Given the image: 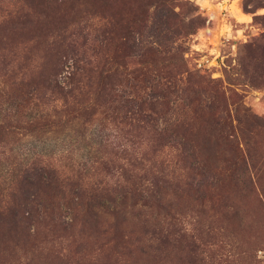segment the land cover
Segmentation results:
<instances>
[{"label": "rangeland", "instance_id": "obj_1", "mask_svg": "<svg viewBox=\"0 0 264 264\" xmlns=\"http://www.w3.org/2000/svg\"><path fill=\"white\" fill-rule=\"evenodd\" d=\"M169 1V7L177 15L170 21L180 33L161 40L163 46L159 49L167 55L182 54L185 67L169 70L168 75L174 77L172 91L163 89L165 94H161L155 89L153 93L162 96L152 116L158 129L175 122L178 129L158 140L161 147L169 146L172 153L167 160L172 166L161 173L150 172L148 178L163 188V196L172 203L181 228L196 236L195 255L187 251L179 255L173 247L164 246L158 255L157 246L146 236L152 228L175 233L177 220H171V211L170 216L154 206L134 211L121 223L114 242L110 236L97 233L98 228L92 222L85 224L81 216L71 228L65 229L61 221L70 223V219L62 206L57 211L60 220L53 217L55 221L38 225L35 251L27 245L1 240L0 264H77V259L78 264H186L194 258L201 260L197 264H264V259H257L256 255L258 250H264V12L260 11L264 10V0ZM1 2L0 11L6 5ZM148 4L154 3L150 0H65L52 5L38 2L30 13V23L21 29L11 22L3 33L15 41V47H23L26 53L31 50L30 56L40 66L43 46L53 40L60 27L68 24L69 50L75 54L80 51L84 60L86 56L101 60L117 38L96 36L106 28L118 30L142 9H147V18L141 39L157 47L154 45L157 39L149 34L157 26L151 20L154 6ZM83 17L84 21L76 24ZM100 23L103 26L96 27ZM39 31V47L34 49L31 39ZM188 32L191 34L187 35ZM14 52H7L9 58ZM127 62L130 67L136 66L133 57ZM165 73L152 71L137 74L135 79L128 76L109 79L98 98L99 106L85 116L88 123L83 127L75 121L32 133L17 129L7 143L3 142L0 195L6 194L15 171L38 155L60 161L62 173L67 177L66 195L80 175L86 178L81 182L87 184V189L98 177L110 175L111 169L107 167H98L97 172L90 170L88 174L77 170L97 160L99 144L105 135L130 138L124 130L120 131L124 129L121 122L130 123L121 108V91H132L130 85L141 81L144 86L145 79L158 80L157 76ZM11 98L0 78V116L12 111ZM31 109L30 106L27 111ZM51 110L48 108L53 114ZM146 112L150 115V111ZM135 135L141 136L137 141L150 138L140 130ZM179 141L187 143L183 159L173 154ZM194 162L199 163V170L190 171L188 168ZM72 175L77 178L71 180ZM114 223L112 217L104 214L100 225L113 232ZM48 224L50 231L42 229ZM117 242H121L119 248L114 247Z\"/></svg>", "mask_w": 264, "mask_h": 264}, {"label": "trees", "instance_id": "obj_2", "mask_svg": "<svg viewBox=\"0 0 264 264\" xmlns=\"http://www.w3.org/2000/svg\"><path fill=\"white\" fill-rule=\"evenodd\" d=\"M4 1L5 9L0 11V72H2L0 78L7 86L8 94H11L12 111L0 116V155L4 152L3 142L7 143L17 129L32 133L36 129L67 126L75 121H79L82 127L87 125L88 120L85 116L99 106L98 98L105 91L107 81L111 78L128 76L133 79L137 74L143 75L152 71L167 74L163 76L157 74L158 80L145 79L144 86L140 85L141 81L130 85L128 88H132V91H121V108L130 123L121 122L124 129L120 131L124 130V134L130 138L110 134L102 138L97 160L91 161L87 168L77 170V173L82 174L85 171L88 174L90 170L97 172L98 167L111 169L110 175L98 177L90 188L87 189L85 187L87 184L81 182L82 179H86L85 177L80 175L81 178L80 176L77 178L72 175L71 180L77 178L76 184L66 195L67 177L62 173L60 161L53 157L35 156L15 171L6 188V194L0 195V241L11 240L15 245H27L35 251L36 248L33 246L36 245L39 235L38 225L46 221H55L53 217L60 220L57 211L62 206L70 219V223L61 221L65 229L71 228L77 217L81 216L85 224L92 222L94 228H98L97 233L110 236V241H114L121 223L128 219V216H132L133 212L140 208L151 209L154 206L158 211L166 212V216H170L171 211V220H177L176 224H173L176 228L175 233H167V230L164 231L162 228H152L146 232L149 241L155 244L154 247L157 246L158 255L161 254L163 246L173 247L172 249L178 251L179 255L185 251L195 255V248L198 247L196 236L181 228L180 219L177 218L172 203L163 196V188L158 182L148 178V173L153 171L161 173L172 166L167 160V156L170 157L172 153L169 146L161 147L158 140L160 136L178 129L176 122L165 124L163 128L158 129L156 119L152 116V113L156 114L158 98L165 94L163 89L167 92L173 89L174 77L168 75L169 70L185 67L182 54L167 55L159 49L163 46L161 40L165 41L169 36L180 33L179 28H173L174 24L170 21L171 18L177 17L169 7L171 2L150 0L154 4H148L154 6V18L151 16L150 18L157 26L151 28L149 34L157 39L154 42L157 47L147 45L141 39L147 18V9H142L135 12L118 30L106 28L96 36L117 38L116 43L109 47L104 59L97 60L86 56L87 60H84L80 56V51L78 54L72 53L67 44L70 25L65 24L60 27L53 40L43 46V63L39 66L37 60L30 56L31 50L26 53L23 47H15V41L3 32H6L7 25L11 22L21 29L30 23V13L38 2L45 1L52 5L62 4L65 0ZM86 11L84 9V13ZM84 18L79 19L76 24L84 21ZM96 25L100 28L103 26L101 23ZM88 34L94 33L88 31ZM189 34L191 32L187 33ZM40 37L39 31V34L31 39L34 49H38ZM12 51L15 52L9 58L8 53ZM130 57L135 59V67L128 66L127 59ZM155 89L162 93L154 94ZM146 97L155 100L147 101ZM30 106L32 109L28 112ZM48 108L53 109L51 110L53 114L49 113ZM146 111H150V115ZM52 117H57V120H53ZM136 122L140 124L136 125ZM137 129L146 136L150 135V138L137 141L141 137L133 136ZM186 145V142L175 143L173 154L175 152L176 158L183 159L186 155ZM177 161L180 162V159ZM176 165L177 162L174 167ZM188 169L199 170V163L194 162ZM170 180L172 181L171 177ZM104 214L114 220L113 232L100 225ZM42 229L50 231L51 227L48 224ZM120 243L117 242L114 247L119 248ZM180 260L178 259V262ZM189 260L186 264H197L201 261L198 258ZM75 262L78 264L79 260Z\"/></svg>", "mask_w": 264, "mask_h": 264}, {"label": "clouds", "instance_id": "obj_3", "mask_svg": "<svg viewBox=\"0 0 264 264\" xmlns=\"http://www.w3.org/2000/svg\"><path fill=\"white\" fill-rule=\"evenodd\" d=\"M197 2H199V0H197ZM261 12H264V10H260ZM250 19V17H249ZM257 259H264V250H258L257 253Z\"/></svg>", "mask_w": 264, "mask_h": 264}]
</instances>
